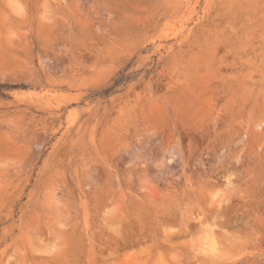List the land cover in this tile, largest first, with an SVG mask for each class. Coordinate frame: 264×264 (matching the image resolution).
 I'll return each mask as SVG.
<instances>
[{
    "label": "rangeland",
    "instance_id": "374dc122",
    "mask_svg": "<svg viewBox=\"0 0 264 264\" xmlns=\"http://www.w3.org/2000/svg\"><path fill=\"white\" fill-rule=\"evenodd\" d=\"M0 264H264V0H0Z\"/></svg>",
    "mask_w": 264,
    "mask_h": 264
}]
</instances>
